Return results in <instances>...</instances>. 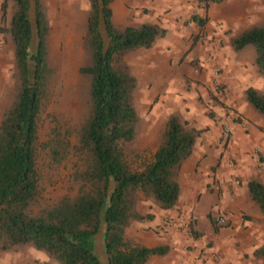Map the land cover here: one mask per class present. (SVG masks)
<instances>
[{
	"label": "trees",
	"instance_id": "16d2710c",
	"mask_svg": "<svg viewBox=\"0 0 264 264\" xmlns=\"http://www.w3.org/2000/svg\"><path fill=\"white\" fill-rule=\"evenodd\" d=\"M114 0H88L89 11L82 47L87 55L79 74L83 86L82 118L71 147L57 135L49 143L55 161L72 151L83 164L74 172L78 191L32 215L40 194L35 168L39 115L53 75L47 59L50 28L43 0H1L0 34L13 48L14 100L0 121V252L30 248L55 264H146L163 257L169 247H146L125 239L131 222L144 223L153 214L137 211L135 194L162 211L175 208L180 196L179 172L202 131L178 112L164 122L162 140L150 161L134 170L127 151L138 139L140 116L133 99L137 78L128 68L113 66L114 58L138 49H150L166 31L143 23L119 31L113 24ZM206 9L215 0H197ZM203 18L198 21L201 24ZM234 51L251 46L253 65L264 79V24L253 25L230 39ZM246 103L264 117V93L249 87ZM250 200L264 216V183L247 182ZM213 230L220 226L209 217ZM224 226V225H223ZM227 226V224H225ZM189 234H199L192 221ZM104 261L98 250L99 243ZM264 261V245L253 252Z\"/></svg>",
	"mask_w": 264,
	"mask_h": 264
},
{
	"label": "rangeland",
	"instance_id": "374dc122",
	"mask_svg": "<svg viewBox=\"0 0 264 264\" xmlns=\"http://www.w3.org/2000/svg\"><path fill=\"white\" fill-rule=\"evenodd\" d=\"M43 3L50 28L47 59L54 72L38 120L35 168L41 191L30 209L32 215H37L41 210L55 205L65 196L76 195L78 184L75 182L74 172L83 166L81 158L73 153L72 148L63 161H55L48 146L57 135L65 143L69 142L71 147L77 142L75 130L82 118L84 102L79 69L87 61L82 42L86 33L89 2L88 0H43ZM211 4H213L212 13L215 12L224 19L212 26L223 31V43L227 42L229 35L234 37L253 25L264 24V0H220ZM125 7L135 19L138 13L132 12L131 4L126 3ZM143 10V7L137 9L140 12ZM116 29L122 31L119 26H116ZM213 39L212 37L211 41L216 50L208 54L206 61L194 56L187 59L185 57L188 52H186L176 71L169 73L167 69L163 70L165 75L179 79L178 83H173L176 88L170 90L166 86L153 85L149 90V95L152 97L145 93V87L137 89L133 102L140 116V131L136 143L127 151V160L134 170L150 161L162 140L164 122L170 111L178 112L183 120L202 131V137L200 136L198 142L213 138L216 140L221 152L220 159L225 163L222 167L223 173L229 178L227 191L232 194L235 187H241L242 183L252 178L264 183V117L246 103L244 92L241 96V91L248 87H255L256 90L264 93V79L257 74L253 65L255 57L253 47L248 46L242 51H234L233 48L227 47L228 51L224 52L220 57L221 61L217 62L214 59L219 53L221 42L218 45ZM146 50H134L115 57L114 68L119 70L128 68L130 72L132 70L140 76L145 75L143 64L149 59L153 49ZM240 73L247 78L248 84L233 85L234 88L230 91L225 80L234 82L235 76ZM15 85L13 48L11 43L0 34V121L5 110L14 100ZM169 92H175L178 99H162V95ZM234 94H237V97L232 99L234 101L228 102V98ZM225 130L229 131L226 138L223 137ZM217 168L219 164L211 169ZM135 198L137 211L140 214H152L151 208L155 205L151 200L139 193L135 194ZM176 216L181 215L166 214L162 216L159 226L155 229H141L159 233L164 231V227H169L166 225L169 219L175 224L169 228L179 230L180 224L189 227L190 218L185 216L179 221ZM217 217V214L211 216L215 221ZM207 220L209 221V218ZM216 224L220 228L225 227L220 225L218 220ZM137 226V222H131L126 228V240L135 243L133 238L139 232ZM98 250L104 261L101 242ZM35 254L39 256L30 248H21L7 254L0 252V257L10 256L4 264H10V261L14 264H55L50 260L45 262L38 257L34 259ZM215 257L217 256L213 255L212 262ZM217 258L220 261V258Z\"/></svg>",
	"mask_w": 264,
	"mask_h": 264
},
{
	"label": "crops",
	"instance_id": "0c3cea01",
	"mask_svg": "<svg viewBox=\"0 0 264 264\" xmlns=\"http://www.w3.org/2000/svg\"><path fill=\"white\" fill-rule=\"evenodd\" d=\"M126 3L131 4L132 12L138 13L135 19L125 7ZM212 5L210 3L206 9H203L197 0L113 1L111 7L115 27L119 26L121 30H124L128 26L151 23L159 25L166 31L165 36L157 40L149 49V51L153 50L149 54V59L143 64L145 75L140 76L139 73L131 70L137 78L138 88L145 87L147 95L153 85L157 86V84L159 87L166 86L170 90L176 88L177 86H173V83H178L179 79L165 75L163 70L176 71L186 52H188L185 57L187 59L194 56L206 61L208 54L214 51L212 37L218 45L221 42L219 53L214 59L217 62L221 61L220 57L228 51L227 47L232 49L230 44L232 36L229 35L227 42L223 43V31L212 27L216 22L224 20L215 12L212 13ZM141 7L144 8L143 12L137 11ZM203 18H206L205 21L198 24V21ZM138 50L147 51L146 49ZM225 81L230 91L234 88L233 85L239 83L244 85L249 82L242 73L235 76L234 82L228 79ZM246 89L241 91V96ZM149 97L152 96L149 95ZM236 97L237 94L232 95L228 98V102L234 101L232 99ZM169 98L177 100L178 96L175 92L162 95V99ZM171 113L172 111L169 114ZM198 141L191 156L180 168V196L177 205L170 211H162L152 206L151 213L155 219L151 223H138L139 232L135 234L134 242L149 248L158 245L169 247L165 256H153L146 264H212L213 255L220 258V264H264L263 260L253 257V252L264 245V216L250 200L246 187L248 181L242 183L239 188L235 187L232 194L228 192L229 178L223 173L222 167L225 163L220 159L221 152L216 140L213 138V140ZM216 164H219V168L212 170L211 168ZM172 213L181 215L176 216L179 221H182L185 216L190 218V222L195 223V230L199 232L198 236L193 238L181 226L179 230L164 227V231L159 233L141 229H155L159 226L162 216ZM214 214H217V220L224 218L227 224L224 228H219L217 232L213 230L210 220H207ZM35 252L39 256L35 254L34 259L38 257L45 262L48 261L45 254ZM9 257V255L0 257V264H4ZM12 263L14 264L10 261V264Z\"/></svg>",
	"mask_w": 264,
	"mask_h": 264
},
{
	"label": "built area",
	"instance_id": "2783aa9c",
	"mask_svg": "<svg viewBox=\"0 0 264 264\" xmlns=\"http://www.w3.org/2000/svg\"><path fill=\"white\" fill-rule=\"evenodd\" d=\"M220 0H215V2H219ZM203 8V7H202ZM204 9V8H203ZM213 50L215 51L216 49L213 47ZM229 134L228 130H225L223 133V137L226 138L227 135ZM218 189V188H217ZM225 219L224 218H219L218 219V223L220 225H224L225 224ZM166 225L169 227L175 226L174 221L172 219L167 220ZM180 226L185 229L186 231H188V226L187 225H182L180 224ZM212 264H220V261L217 257H215V259L213 260Z\"/></svg>",
	"mask_w": 264,
	"mask_h": 264
}]
</instances>
